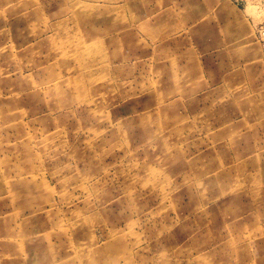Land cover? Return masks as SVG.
<instances>
[{"label":"rangeland","instance_id":"1","mask_svg":"<svg viewBox=\"0 0 264 264\" xmlns=\"http://www.w3.org/2000/svg\"><path fill=\"white\" fill-rule=\"evenodd\" d=\"M262 22L0 0V264H264Z\"/></svg>","mask_w":264,"mask_h":264},{"label":"built area","instance_id":"2","mask_svg":"<svg viewBox=\"0 0 264 264\" xmlns=\"http://www.w3.org/2000/svg\"><path fill=\"white\" fill-rule=\"evenodd\" d=\"M260 33L262 34L261 39H262V42L264 43V38H263L264 37V22H262V25L260 26Z\"/></svg>","mask_w":264,"mask_h":264}]
</instances>
